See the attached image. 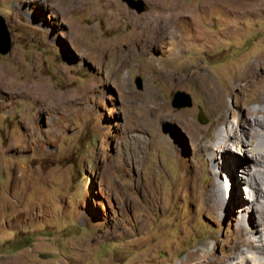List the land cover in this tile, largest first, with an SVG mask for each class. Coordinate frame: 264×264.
Returning a JSON list of instances; mask_svg holds the SVG:
<instances>
[{"label": "rangeland", "instance_id": "374dc122", "mask_svg": "<svg viewBox=\"0 0 264 264\" xmlns=\"http://www.w3.org/2000/svg\"><path fill=\"white\" fill-rule=\"evenodd\" d=\"M144 1L0 0V264L264 261L239 218L257 221L248 165L236 188L221 144L198 153L183 126L212 143L264 118V0ZM195 74L218 87L219 123Z\"/></svg>", "mask_w": 264, "mask_h": 264}, {"label": "bare ground", "instance_id": "6f19581e", "mask_svg": "<svg viewBox=\"0 0 264 264\" xmlns=\"http://www.w3.org/2000/svg\"><path fill=\"white\" fill-rule=\"evenodd\" d=\"M184 10L187 12L188 9H184L183 6L182 11ZM168 17L170 18L171 16ZM160 18L165 19L164 16H161ZM252 71H255V68L251 69V72ZM194 77L196 78L195 80H197V82L199 83L201 90L204 91L205 93V98H206L205 100L209 105L210 111H212L217 116L219 115V118L217 119V123H219L220 121L223 120V117L221 115V110L219 109L220 99L218 96L219 95L218 87L216 85H212L210 79H208L206 76L202 74L201 75L195 74ZM255 112L264 113V108L263 107L256 108ZM249 114L252 115L251 112H249ZM252 119H254L253 120L254 123L251 125V128L248 130L244 129L242 123L240 122L237 123L236 121L235 123L233 122V124L231 125H225V127L219 132L218 137L216 139L217 141L214 139L212 143L204 139V136L202 135L203 134L202 130L199 127H197V125L193 121L189 119H184L183 126L190 133V136L194 138V140L198 141L199 145L195 143L194 146V148L198 153L205 148L214 149L215 148L214 144L216 146L218 144H221L222 146L221 151L226 152V154H229L230 156L228 160H225L227 161L225 164L227 165V167L229 166V169L231 170L234 176L233 178L235 180L237 177L239 178V181H237L236 188L238 187L239 184L238 182L242 181V177L240 178V173H239L240 166L242 164L248 165L249 175L243 179V182H245L244 185L245 189L239 186V190L247 194L246 198L248 200V203L254 206V213L255 215L257 214V221L253 223L252 222L253 220H249V219L247 220V218H244V214L241 215L239 218L243 224H245L246 226H251V228L254 231H257V233L258 232L261 233L260 235L261 243L257 244V249L262 253H264V118H254L253 116ZM256 124H260L262 128L255 129L254 126ZM165 139L167 138L165 137ZM213 159L216 164L221 163L219 162L218 154L214 153ZM220 166L219 165L217 166V173L219 169L223 174L224 170L222 171ZM225 181H229V180L223 178V180H221L218 183L223 185ZM218 183L215 182L213 184V187L216 190L210 193V200H211L210 207L215 213L216 212L218 213L221 210V206L224 198L222 196L223 192L218 187ZM242 209L243 208H241L240 210ZM235 210L238 211L239 209H235ZM246 233H247V237L244 240V242L248 241L249 244L254 245V241L250 237L251 229H249ZM237 251H240L241 253L244 250L241 247ZM243 260H244L243 261L244 264H264V261L261 262L259 261L258 263L257 262L258 260L255 257L248 255H245ZM230 264H236V262L231 261Z\"/></svg>", "mask_w": 264, "mask_h": 264}, {"label": "water", "instance_id": "95a60500", "mask_svg": "<svg viewBox=\"0 0 264 264\" xmlns=\"http://www.w3.org/2000/svg\"><path fill=\"white\" fill-rule=\"evenodd\" d=\"M132 8L138 12H144L146 10V2L144 0H125ZM12 49V38L8 30L5 18L0 15V52L3 54L8 53ZM138 86L142 87V79L137 78ZM188 95L185 92H178L175 104L179 107L186 105L181 102V98Z\"/></svg>", "mask_w": 264, "mask_h": 264}]
</instances>
